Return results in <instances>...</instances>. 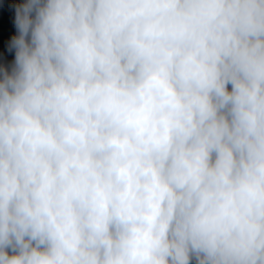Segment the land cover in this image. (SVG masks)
Returning a JSON list of instances; mask_svg holds the SVG:
<instances>
[{
    "label": "clouds",
    "instance_id": "9594fccd",
    "mask_svg": "<svg viewBox=\"0 0 264 264\" xmlns=\"http://www.w3.org/2000/svg\"><path fill=\"white\" fill-rule=\"evenodd\" d=\"M15 12L0 264H264V0Z\"/></svg>",
    "mask_w": 264,
    "mask_h": 264
},
{
    "label": "trees",
    "instance_id": "16d2710c",
    "mask_svg": "<svg viewBox=\"0 0 264 264\" xmlns=\"http://www.w3.org/2000/svg\"><path fill=\"white\" fill-rule=\"evenodd\" d=\"M25 2L26 0H0V68L11 70L14 65L15 49L11 47V41L18 34L15 9Z\"/></svg>",
    "mask_w": 264,
    "mask_h": 264
}]
</instances>
